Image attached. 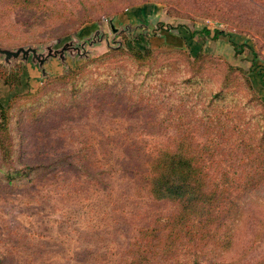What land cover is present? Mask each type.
Returning a JSON list of instances; mask_svg holds the SVG:
<instances>
[{
	"label": "rangeland",
	"instance_id": "obj_1",
	"mask_svg": "<svg viewBox=\"0 0 264 264\" xmlns=\"http://www.w3.org/2000/svg\"><path fill=\"white\" fill-rule=\"evenodd\" d=\"M11 1L0 0L6 38L0 46H31L44 54L71 48L64 62L46 61L44 72L32 58L9 64L0 56L1 64L23 68L15 90L0 83V100L6 104L12 97L6 119L0 111V132L11 144L13 164L30 174L0 183L2 264H129L141 229L174 210L149 193L146 160L174 142L175 128L187 125L174 117L188 109L156 103L154 93L145 95L152 101L132 96L133 77L152 72L160 52L207 55L206 74L219 84L232 78L237 95L255 99L247 109L255 115L250 129L264 132V0H129L90 13L84 4L96 0H38L31 10H11ZM63 5L72 11L58 14ZM37 18L59 24L34 30ZM204 28L211 34L195 33ZM130 49H150L153 57L136 62ZM192 59L190 70L201 63ZM237 151V158L243 156ZM252 158L264 159L259 150ZM5 160L0 154V163ZM263 165L246 169L239 163L236 177L249 173V183L229 187L259 194L230 250L222 257L212 246L191 254L186 245L180 262L198 257L205 263L264 264Z\"/></svg>",
	"mask_w": 264,
	"mask_h": 264
},
{
	"label": "trees",
	"instance_id": "obj_2",
	"mask_svg": "<svg viewBox=\"0 0 264 264\" xmlns=\"http://www.w3.org/2000/svg\"><path fill=\"white\" fill-rule=\"evenodd\" d=\"M121 1L96 0L97 4L89 1L84 4V8L86 13H90L104 6L116 9V6L129 2ZM38 5V0H12L8 7L11 10H31ZM57 8L58 11L52 12L62 14L72 11L64 5ZM48 21L37 18L31 28H55L59 24L56 19L50 24ZM9 24L14 27L10 21ZM199 32L211 34L208 28L195 33ZM218 33L216 31L215 34ZM23 36L27 40L30 38L28 32ZM3 41L6 38L0 33V44ZM19 41L22 42L23 38ZM130 52L134 55L131 59L139 63L153 57L150 49L144 52L130 49ZM193 57L182 49L160 52L156 55V59L160 60L152 72H144L146 76L143 79L135 76L132 79L135 85L131 88V95L138 94L141 101L143 98L152 101L145 95L154 93L156 99L153 101L156 103L162 101L164 104L186 106L188 109L177 111L174 117L176 121L187 123L176 127L170 135L174 142L160 147L156 154L146 160L149 193L158 201L171 203L174 210L164 218L157 219L154 226L141 229L129 264H220L205 263L198 257L191 262H180L181 250L189 245L191 254L199 247L211 246L219 255L229 251L241 222L246 218L247 206L255 201V197H259V194L250 193L249 190L239 193L229 189L241 183H249V173L246 177L241 176V181L236 177L239 163L244 164L246 169L264 164V159L259 162L252 158L256 150L264 157V132L261 127L250 129L255 115L247 112L255 99L237 95L230 87L232 78L227 76L219 84L214 76L206 74L204 65L210 61L207 55L197 54ZM191 59L201 63L190 70L194 64ZM230 68L233 69V66ZM156 72L159 75L153 78ZM22 74L21 65L12 68L0 63V82L10 90L22 84ZM247 81L250 82V79L247 78ZM249 88L252 89L250 85ZM72 91L77 94L79 88L75 87ZM114 95L117 97L119 93ZM11 101L12 97L6 104L0 100V111L4 119ZM238 148L243 155L239 158ZM10 152L11 144L6 143L0 132V154H4L7 159L0 163L1 184H12L17 178L30 175L13 164Z\"/></svg>",
	"mask_w": 264,
	"mask_h": 264
},
{
	"label": "water",
	"instance_id": "obj_3",
	"mask_svg": "<svg viewBox=\"0 0 264 264\" xmlns=\"http://www.w3.org/2000/svg\"><path fill=\"white\" fill-rule=\"evenodd\" d=\"M71 46L69 44L65 45L63 48L58 50H50L48 53H39L35 47H25L20 46L18 48H5L0 46V56L3 57L6 63H12L15 60L21 59L24 61H28L30 58L33 63H37V65L45 71L44 63L49 61L52 57L61 58L64 62L66 58L65 51L69 50Z\"/></svg>",
	"mask_w": 264,
	"mask_h": 264
},
{
	"label": "crops",
	"instance_id": "obj_4",
	"mask_svg": "<svg viewBox=\"0 0 264 264\" xmlns=\"http://www.w3.org/2000/svg\"><path fill=\"white\" fill-rule=\"evenodd\" d=\"M32 64H34V63L32 62ZM35 67L38 68V69H40V70H42L38 65H35ZM2 85H4V84L2 83ZM4 87H5V85H4Z\"/></svg>",
	"mask_w": 264,
	"mask_h": 264
}]
</instances>
